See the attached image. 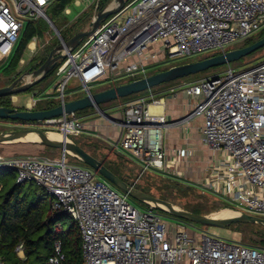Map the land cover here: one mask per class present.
Masks as SVG:
<instances>
[{
    "label": "built area",
    "instance_id": "2783aa9c",
    "mask_svg": "<svg viewBox=\"0 0 264 264\" xmlns=\"http://www.w3.org/2000/svg\"><path fill=\"white\" fill-rule=\"evenodd\" d=\"M53 1L0 0V66L12 55L24 23L46 19ZM99 2L89 6L95 3L98 8ZM263 29L264 0L127 1L76 49L63 51L67 56L58 62L55 98L60 103L68 101L67 86L73 79L91 94L93 84L103 79L115 82L123 75L147 76L149 66L165 57H188L213 49L226 52ZM30 79L25 75L20 84ZM184 91L191 109L177 121L166 117L163 100L155 94L121 104L119 118L98 108L111 125L121 128L114 148L120 147L146 169H171L182 175L180 165L192 148L179 147L169 155L165 132L180 124L187 129L201 117L202 140L212 158L203 169L202 188L223 198L235 212L264 217V60L243 70L229 67L223 75L200 79ZM11 98L16 103L18 94ZM41 99L33 94L26 100V109L34 110ZM29 124L66 139L70 132L88 128L77 111ZM67 154L51 160L0 155V170H15L19 183L43 185L52 196V208L72 215L81 231L85 264H179L183 260L264 264V249L203 231L190 232L183 220L168 225L163 212L137 208L127 193L119 192L94 170L69 163ZM55 247L46 264H62L60 242ZM17 252L24 258L23 243Z\"/></svg>",
    "mask_w": 264,
    "mask_h": 264
},
{
    "label": "rangeland",
    "instance_id": "374dc122",
    "mask_svg": "<svg viewBox=\"0 0 264 264\" xmlns=\"http://www.w3.org/2000/svg\"><path fill=\"white\" fill-rule=\"evenodd\" d=\"M93 1L95 2L96 0H81V4H76L74 1L73 3L69 4V8L71 9V12L69 13L66 11L64 13H55L53 8L50 7L47 9V14L52 19L58 30L60 31V34L62 31L63 34L69 35L73 29V24L76 23L77 20L79 19L77 18L79 13H80L79 17H85L86 15L87 16L91 15L93 18L95 16L96 7H97L96 4L93 3L94 4L93 6H89ZM114 2L115 0H110L108 6ZM10 4L12 5L11 1ZM83 12L85 14H83ZM89 25L90 22L86 23L83 29H89L90 28ZM46 31L47 34L45 37L46 38L45 41L39 42L38 40H35L34 43L33 40L28 45V49L24 56L25 62L23 63L20 62V66H18L17 70L14 71L9 69H0V87L9 85L11 81H13L14 75L17 74L19 71H22L23 73L29 71L30 70L29 62L30 60L33 59V57H36V59L42 58L45 54L46 48L55 46L61 41V37L58 35L55 28L50 22H48L46 25ZM242 42L233 44L230 47L232 48L235 45L239 46L241 45ZM30 47L34 49H31ZM218 53H220L219 49H213L208 52H204L194 56L167 57V58L165 57L159 60L158 62L151 64L146 74L148 75L154 71H163L175 65L195 62L205 58L206 56H212ZM160 55L162 56V53H160ZM263 60H264V47L238 60L231 61L230 63L213 66L186 77L178 78L169 82H164L126 97L113 99L107 102H102L99 105V109L104 111L105 114L107 115H111L115 118H119V112L121 111V104L125 103L130 99L134 100L140 97H147L153 93H158L159 91H162L170 84L178 83L180 85V88L184 90L186 87L193 85L195 82H197L200 79L213 77L217 75H223L228 70L229 67H232L235 70H243ZM144 76L145 74L140 73L137 77L141 78ZM131 78L133 77L128 75L118 76L115 82H113L110 79H103L93 84L91 91L92 93L100 92L108 88H111L116 84L119 85L125 83L129 81ZM56 82H57L56 75L49 76L44 81L36 84L31 89L32 91L29 90L28 92L19 93L16 103L15 102L13 103L11 98L12 105L18 106V108L20 109H26V102H27L26 100L28 98H31L33 94H36L38 98L50 96V99L51 98L56 99L55 98L56 94L54 91ZM67 93L69 100L82 98L87 95L86 90L83 89L81 83L77 79L71 80V82L67 86ZM39 103L40 101H38V103L34 105V108H37ZM99 109L96 106H91L84 108L82 110H78L77 114L85 117V121H87V123H89L90 121H94L95 125L93 130L91 128L88 129L89 133L73 131L69 133V137L74 141H76L78 144L84 145L91 153H93L94 156L105 161L106 166L111 170L115 171L121 178H123L125 181H127L130 184H133L141 189H144L146 192L154 196L172 201L180 206L186 205L191 209H196L197 208L196 205L198 204V206H200L204 211H206L207 214L219 216L223 210L230 209V208H222V209L215 208L214 204L215 202L217 203L215 196L218 198V200L221 203H227V202L223 198L218 197V195H216L215 193L211 191H205L202 188L201 185V180L203 178L202 172L203 169L206 167L211 152L209 147L203 142L201 138V134L198 131H196L193 135L189 134V140H190L189 143L185 139V137L182 136L181 134L177 136L178 140L180 139L178 143L184 142L191 146L192 152L189 155V159L192 160V163L197 167L196 168L197 170L193 172L187 171V166L184 161L180 165V169L182 170L183 173L182 175L173 174L172 173L173 171L171 169H167L168 171L156 170L158 172H153L150 169H146L141 162L135 159L133 160L130 157L127 158L125 156V153H123L120 147L113 148L114 147L113 142H111L107 134H105V132L108 129L111 130L109 126L110 124L109 120L99 111ZM199 119L200 118L197 117L193 119L192 122L197 123ZM29 123L30 122L14 123V122L2 121L0 122V131L28 128L29 126H31V124ZM181 126H183V124L175 126V130ZM178 130L175 131L176 134L178 133ZM26 143H34V142H26ZM18 148L19 147L17 148L5 147L3 145H0V155L13 156L7 154L10 152V150L12 151L14 150L13 153H15V156H18V154L21 155L26 154V152H28L27 154L29 155L35 154L37 156L48 158L50 160L58 159L62 156V150L49 146L41 145L28 150H23ZM67 161L69 163L84 166L85 168H89L90 170H93L92 168L84 165L80 160H78L76 157L70 154H67ZM159 171L163 172L164 174ZM107 183H109L119 192L123 193V191L116 188L109 181H107ZM49 199L50 200L52 199L51 195L49 196ZM129 201L139 209H146L148 207L146 204L130 196H129ZM163 215H164L163 219L167 222L168 225H175L181 223L179 220H177L176 218L172 217L169 214L163 213ZM252 224H256V223H252ZM186 225L188 226L189 231L193 233L196 232L201 233L203 231L212 235L219 236L228 241H237L241 243L247 242L246 240L248 237H250V232L252 230H258V226L256 225L245 226V227H240L237 225L220 227V226L204 225L201 223H190V222H187Z\"/></svg>",
    "mask_w": 264,
    "mask_h": 264
},
{
    "label": "trees",
    "instance_id": "16d2710c",
    "mask_svg": "<svg viewBox=\"0 0 264 264\" xmlns=\"http://www.w3.org/2000/svg\"><path fill=\"white\" fill-rule=\"evenodd\" d=\"M74 1L75 0H54L48 8H53L55 13H64L66 9L69 8V4ZM109 1L110 0H101L96 10L106 8ZM84 12L83 14H85ZM91 19V15L79 17V22L77 20V22L73 24V29L69 35H65L61 31L62 37L65 40L70 39L76 32L83 29L86 23L90 22ZM47 23V20L42 17L27 20L20 32L19 40L12 55L0 66V69L17 70L18 66H20L21 59L25 56L28 45L33 41V39L37 38L39 42L46 40ZM262 37H264V29L258 34H255L243 41L241 45H235L232 48L249 45ZM55 46L46 48L45 54L42 58L36 59V57H33V59L29 62V71L37 69L47 59L50 51ZM232 48L230 47L229 49ZM207 57L210 56H206L205 58ZM58 66L59 63L46 78L51 75H56ZM157 72L160 71H154L148 75H152ZM22 73V71H19L15 74L13 80ZM138 78L139 77H133L127 82ZM41 100L42 101H40L37 106L38 109L53 108L60 103L57 99H50V96H45ZM0 106L13 107L11 95L0 97ZM2 121L14 123L22 122L21 120L0 119V122ZM1 145L5 147H19L18 149L28 150L43 144L14 142ZM80 146L90 152L84 145ZM13 152L14 150H10V154L8 153L7 155L15 156V153ZM27 153L28 152L23 155H29ZM91 154L93 155V153ZM18 156H21V154H18ZM49 196L50 194L48 190L43 185L37 184L34 181L23 183L17 182L15 170L11 168L0 170V260L3 264H46L47 260L56 253V242H60L61 252L64 254L62 264H85L82 249V236L77 222L69 213L53 209ZM215 199L217 201V203L215 202L214 204L215 208L222 209L231 207L227 203H221L216 196ZM196 206V209H191L186 205H183V207L193 212L207 214V212L198 206V204ZM233 225L240 227L258 226V230H252L250 232V237L247 238V242L244 244L264 249V227L262 225L252 223H234L230 226ZM20 243H23L24 245V258L20 257L17 252V246Z\"/></svg>",
    "mask_w": 264,
    "mask_h": 264
},
{
    "label": "water",
    "instance_id": "95a60500",
    "mask_svg": "<svg viewBox=\"0 0 264 264\" xmlns=\"http://www.w3.org/2000/svg\"><path fill=\"white\" fill-rule=\"evenodd\" d=\"M127 1L129 0H115L114 3L107 6L106 8L101 10L97 9L95 16L90 21V28L79 30L68 40H65L62 37L60 31L46 13L45 18L53 25L56 32L59 33L63 38L64 42L61 40L50 51L47 59L37 69L24 72L14 79L9 85L0 87V97L15 95L31 90L36 84L48 76V74L56 67L60 59H63L67 56L66 53H63L64 50L73 51L76 49L84 40V38L92 35L106 18L121 11ZM262 47H264V37L249 45L228 49L226 52H222L195 62L175 65L152 75L144 76L142 78H138L119 85H114L111 88L100 92L87 94L82 98L68 100L65 103H60L57 106L49 109L29 110L19 109L14 106H0V119L34 122L58 117L64 113L76 112L91 106H96L99 108V105L102 102L126 97L164 82L186 77L213 66L230 63L231 61L238 60ZM25 75H29L31 79L27 82L19 84L22 82ZM30 134L37 135L39 140H27L26 136ZM14 142L40 143L49 147L60 149L62 152H67L68 154L76 157L82 163L86 164L88 167L92 168L102 178L109 181L116 188L127 193L130 197L141 201L152 209L169 214L178 220L220 227H227L234 223H256L264 227V217L261 216L248 214L246 212H236L235 214L224 217H218L212 214H200L180 206L172 201L165 200L141 190L133 184H130L122 179L119 175L106 166L105 161L100 160L96 156L92 155L70 137L68 139H54L48 135V130L33 127L0 131V145Z\"/></svg>",
    "mask_w": 264,
    "mask_h": 264
},
{
    "label": "crops",
    "instance_id": "0c3cea01",
    "mask_svg": "<svg viewBox=\"0 0 264 264\" xmlns=\"http://www.w3.org/2000/svg\"><path fill=\"white\" fill-rule=\"evenodd\" d=\"M68 9L71 12V9L70 8H68ZM79 15H80V13H79ZM79 15H78L77 18H79ZM153 94L156 95L157 99L163 100L162 102L164 103V111H165L166 117L169 120H171V121H177V120L182 119L189 112V110L191 109L189 99L186 96L185 91L180 88V85L178 83L170 84L165 89H163L162 91H159L158 93H153ZM34 109H38V108H34ZM202 124H203V119L200 117V119H199V121L197 123L191 122L187 126L188 127L187 129H186L185 125L183 126L185 129L179 127V128H177L175 130V126H172V127L168 128L166 130L165 136H164V142H165V146H166V148L168 150V154L171 155L173 153L174 149L179 148V147H184V146H187V145L189 147H191L189 144L184 143V142L183 143H178L180 139L178 140L177 136L181 134L182 136L185 137V139L189 143L190 142L189 134L193 135L196 131H198L201 134L200 127L202 126ZM94 125H95V122L94 121H90L88 123L87 130L84 131V132L85 133H89L88 129L91 128L93 130ZM109 126H110L111 130H109L107 128L108 130L105 132V134H107L109 140L111 142H113V145H114V143H116L118 138H119V134H120L121 128L118 127V126H113L111 124H109ZM177 130H178V133L176 134L175 131H177ZM201 138H202V135H201ZM123 153H125V152H123ZM125 156L127 158L130 157L133 160L135 159V160L139 161L138 159L131 157L127 153H125ZM184 161H185L186 166H187V171L193 172V171L197 170L196 169L197 167L195 165H193L192 160H190L189 157H187ZM211 161H212V158H211V154H210V157H209V160L207 161L206 166L209 163H211ZM150 170L153 171V172H158V171L153 170V169H150ZM159 172H161V171H159ZM161 173H163V172H161ZM179 264H189V262L187 260H183V261L179 262Z\"/></svg>",
    "mask_w": 264,
    "mask_h": 264
},
{
    "label": "bare ground",
    "instance_id": "6f19581e",
    "mask_svg": "<svg viewBox=\"0 0 264 264\" xmlns=\"http://www.w3.org/2000/svg\"><path fill=\"white\" fill-rule=\"evenodd\" d=\"M48 135L54 139H61L62 138V136L60 134H57V133H54L51 131H48ZM26 139L33 141V140H39V137L35 134H30V135L26 136ZM232 214H235V212L233 210L226 209V210H223L218 217L230 216Z\"/></svg>",
    "mask_w": 264,
    "mask_h": 264
},
{
    "label": "flooded vegetation",
    "instance_id": "af4514ba",
    "mask_svg": "<svg viewBox=\"0 0 264 264\" xmlns=\"http://www.w3.org/2000/svg\"><path fill=\"white\" fill-rule=\"evenodd\" d=\"M12 82V81H11ZM20 84V83H19Z\"/></svg>",
    "mask_w": 264,
    "mask_h": 264
}]
</instances>
